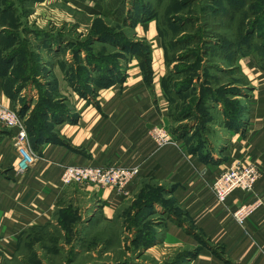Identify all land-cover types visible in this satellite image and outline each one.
<instances>
[{"label":"rangeland","instance_id":"obj_1","mask_svg":"<svg viewBox=\"0 0 264 264\" xmlns=\"http://www.w3.org/2000/svg\"><path fill=\"white\" fill-rule=\"evenodd\" d=\"M98 2L86 0L81 13L66 0H0V73L26 129L37 131L50 115H71L60 78L88 93L112 77L113 67L123 70L133 51L144 55L148 45L137 38L133 22L152 17L164 51L172 132L189 150L211 153L222 130L244 115L250 82L241 57L264 68V0ZM44 109L41 124L33 125V111L39 117ZM163 205L144 209L134 225L127 207L113 224L73 186L53 219L23 234L17 256L0 264H157L141 252L158 238L161 211L171 207Z\"/></svg>","mask_w":264,"mask_h":264},{"label":"crops","instance_id":"obj_2","mask_svg":"<svg viewBox=\"0 0 264 264\" xmlns=\"http://www.w3.org/2000/svg\"><path fill=\"white\" fill-rule=\"evenodd\" d=\"M66 1L73 10L86 12V0ZM134 29L150 46L151 71L144 72L140 60L130 57L121 83L97 87L87 98L60 78L58 88L72 107L71 115L52 125L51 139L32 148L38 158L26 173L18 171L16 131L0 125V263L17 256L22 235L46 226L75 186L93 198L103 220L113 224L127 207L126 219L134 217L132 206L145 189H163L162 204L171 207L163 205L158 238L142 251L150 263L264 264V207L243 227L232 216L241 205L257 198L264 201L263 70L251 57H241L239 64L250 82L242 123L240 129L222 130L221 142L211 153L191 151L176 137L174 143L159 147L149 130L163 126L172 132L173 125L163 87L164 51L154 19L137 23ZM0 105L13 108L1 77ZM237 161L258 165L262 176L253 192L237 191L221 205L212 185ZM67 165H136L140 175L125 197L109 187L63 186L60 178ZM159 206L153 204L155 209Z\"/></svg>","mask_w":264,"mask_h":264},{"label":"built area","instance_id":"obj_3","mask_svg":"<svg viewBox=\"0 0 264 264\" xmlns=\"http://www.w3.org/2000/svg\"><path fill=\"white\" fill-rule=\"evenodd\" d=\"M0 125L9 130H15V147L18 150V171L26 173L37 161V155L30 145V138L26 130L25 121L18 111L12 107L0 105ZM150 136L157 146L174 143L175 136L163 126H153L149 130ZM140 175V168L133 166H76L64 167L60 183L63 186H79L90 188L109 187L118 195L129 196V187ZM262 176L261 168L252 163L237 161L227 166L212 185L213 193L219 204L225 205L229 197L237 192H253L256 183ZM262 207L264 201L257 198L252 203H246L232 212V216L239 226L245 223Z\"/></svg>","mask_w":264,"mask_h":264},{"label":"trees","instance_id":"obj_4","mask_svg":"<svg viewBox=\"0 0 264 264\" xmlns=\"http://www.w3.org/2000/svg\"><path fill=\"white\" fill-rule=\"evenodd\" d=\"M152 19H153L152 17L147 18V19L144 17V18L141 19L139 16H136V21L133 22V24H134L133 27L135 28V25L137 23H140V22L145 23V22H148V21H150ZM131 20H132V17H131ZM130 24L132 25V23H130ZM158 30H159V27H158ZM256 30H257V26L254 25L253 26V29L250 31L249 34H255V31ZM133 56H135L138 60H140L141 67H142V69H143L144 72L149 73L151 71V69H150L151 49H150V46L149 45H148V49L145 51V54L144 55H142L137 50V51H133V53L131 54L130 57H133ZM259 67H261V66H259ZM262 69H264V68H262ZM109 73L112 74V77H109V76L106 77L107 82L104 85H96L98 88L99 87L100 88H107L109 86L114 85L115 83H119V82L121 83L123 81V78H124V69L122 70L121 67H115V68L113 67L110 70ZM0 77L4 79L5 76L0 73ZM4 85H5L6 93L9 96L8 91H7V87H6L5 79H4ZM72 87L75 89V91L82 98H87V97H90V96L92 97L94 95V91H95V90L93 91V89L97 88V87H93L91 89L88 88V91L89 92L87 93L84 90L83 91H78L79 89L77 88V86H73L72 85ZM163 87H164V85H163ZM89 93H92V94L89 95ZM44 114H46L45 109L43 110V112L41 113V115L39 117H37V114L35 113V111H33V114H32V116L30 118V122L33 123V125H37L38 126V124H41V122H42V116ZM19 115L23 119V115H21V114H19ZM67 118H68V116H65V114H63L60 117H55L54 119L50 115V123H48V124L46 123V125H45V123L43 125H39L37 131L35 129H33L34 131L31 130V129H28V130L26 129L27 132L29 133L28 135H30V137H31V140H30L31 148L34 149V147H36V145L39 142L45 140L46 138L51 139V137H52L51 136V127H52V125L55 124L56 122L63 121L65 119H67ZM241 123H242V116H241V118H238L234 122L229 123L228 128L231 129V130L240 129ZM155 192L158 193V196H157L158 198H154V194H151V193H155ZM163 194H164L163 193V189L158 188V187H156V188L155 187H153V188L152 187H148L147 189H145L143 191V193L141 194V196L139 197V200L132 207V210L135 211V215H134L133 218L130 217L131 223H133V225L139 223L138 216L140 215V213L144 209L153 207V204L154 203H156V204H162V201H158V200L163 196ZM155 240L156 239H152L148 244H146V246H148L151 243L155 242ZM141 255H142V252H141Z\"/></svg>","mask_w":264,"mask_h":264}]
</instances>
